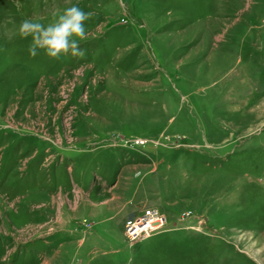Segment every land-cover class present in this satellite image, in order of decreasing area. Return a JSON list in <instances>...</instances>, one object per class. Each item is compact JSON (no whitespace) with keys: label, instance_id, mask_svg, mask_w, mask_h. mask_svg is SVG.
I'll return each mask as SVG.
<instances>
[{"label":"rangeland","instance_id":"rangeland-1","mask_svg":"<svg viewBox=\"0 0 264 264\" xmlns=\"http://www.w3.org/2000/svg\"><path fill=\"white\" fill-rule=\"evenodd\" d=\"M0 264H264V0H0Z\"/></svg>","mask_w":264,"mask_h":264},{"label":"clouds","instance_id":"clouds-1","mask_svg":"<svg viewBox=\"0 0 264 264\" xmlns=\"http://www.w3.org/2000/svg\"><path fill=\"white\" fill-rule=\"evenodd\" d=\"M93 16L92 12H84L78 5H72L55 14L47 25L24 19L18 28L21 38L32 37L29 46L30 56L38 55V49L53 59H59L69 52L73 57L83 58L85 51L80 48L79 41L86 39L85 21Z\"/></svg>","mask_w":264,"mask_h":264},{"label":"built area","instance_id":"built-area-1","mask_svg":"<svg viewBox=\"0 0 264 264\" xmlns=\"http://www.w3.org/2000/svg\"><path fill=\"white\" fill-rule=\"evenodd\" d=\"M168 218L155 208H147L136 217H132L127 223V232L133 240L147 236L156 230L163 228Z\"/></svg>","mask_w":264,"mask_h":264}]
</instances>
